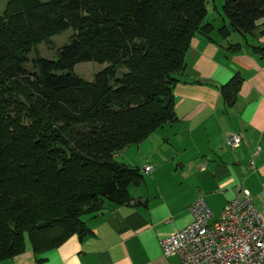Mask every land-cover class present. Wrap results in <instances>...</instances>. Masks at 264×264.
<instances>
[{
  "label": "trees",
  "instance_id": "obj_1",
  "mask_svg": "<svg viewBox=\"0 0 264 264\" xmlns=\"http://www.w3.org/2000/svg\"><path fill=\"white\" fill-rule=\"evenodd\" d=\"M223 10L224 37L264 26V0H225ZM208 12V0L8 3L0 16V261L28 243L39 255L84 236L83 216L131 202L129 187L143 173L116 154L176 120L174 87L194 36L214 30ZM69 29L57 58H30ZM253 50L264 57V47ZM80 61L106 66L88 82L73 71ZM243 80L236 74L221 86L226 102Z\"/></svg>",
  "mask_w": 264,
  "mask_h": 264
},
{
  "label": "crops",
  "instance_id": "obj_2",
  "mask_svg": "<svg viewBox=\"0 0 264 264\" xmlns=\"http://www.w3.org/2000/svg\"><path fill=\"white\" fill-rule=\"evenodd\" d=\"M220 15L222 24L209 20L210 35L197 33L191 41L174 87L176 120L116 154L143 173L129 187L131 202L83 216L84 236L74 234L39 255L28 243L24 253L0 264H177L176 256H164L160 241L192 221L190 205L200 194L219 214L249 188L263 209L264 57L253 47H264V26L246 37L235 32L224 37L219 30L229 22ZM231 44L240 47L230 50ZM236 74L244 80L230 104L221 86ZM233 134L242 135L239 146L228 143Z\"/></svg>",
  "mask_w": 264,
  "mask_h": 264
},
{
  "label": "built area",
  "instance_id": "obj_3",
  "mask_svg": "<svg viewBox=\"0 0 264 264\" xmlns=\"http://www.w3.org/2000/svg\"><path fill=\"white\" fill-rule=\"evenodd\" d=\"M242 141L240 134L228 137L232 147ZM190 212L188 225L161 239L165 257L176 256L177 264H264V203L259 210L249 188H242L219 214L200 194Z\"/></svg>",
  "mask_w": 264,
  "mask_h": 264
},
{
  "label": "rangeland",
  "instance_id": "obj_4",
  "mask_svg": "<svg viewBox=\"0 0 264 264\" xmlns=\"http://www.w3.org/2000/svg\"><path fill=\"white\" fill-rule=\"evenodd\" d=\"M10 1L11 0H0V16L4 15ZM224 2L225 0H208V20L216 21V23H223L220 14L224 15ZM73 33V29H69L60 35L53 37L50 45H47L44 42L37 44L29 54L30 58L32 59L35 57L37 52L47 58H57L59 48L63 47V45L70 41ZM105 66L106 64H100L95 61H80L74 66L73 71L78 78L91 82L95 78L97 72ZM28 67L32 69V64L30 62L28 63Z\"/></svg>",
  "mask_w": 264,
  "mask_h": 264
}]
</instances>
